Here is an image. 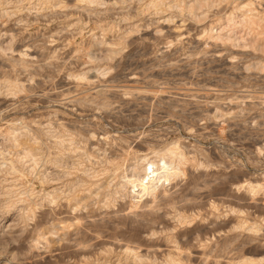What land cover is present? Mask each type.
Instances as JSON below:
<instances>
[{
  "label": "rangeland",
  "instance_id": "rangeland-1",
  "mask_svg": "<svg viewBox=\"0 0 264 264\" xmlns=\"http://www.w3.org/2000/svg\"><path fill=\"white\" fill-rule=\"evenodd\" d=\"M91 1L0 0V264H264V0Z\"/></svg>",
  "mask_w": 264,
  "mask_h": 264
},
{
  "label": "bare ground",
  "instance_id": "bare-ground-1",
  "mask_svg": "<svg viewBox=\"0 0 264 264\" xmlns=\"http://www.w3.org/2000/svg\"><path fill=\"white\" fill-rule=\"evenodd\" d=\"M80 2H85V3H87L88 4V2H92L91 0H79ZM176 1V0H175ZM195 1V0H194ZM154 2V1H153ZM156 2V1H155ZM179 2H180V0H179ZM196 2V1H195ZM194 2V3H195ZM210 2H212L211 0H200V1H198L197 0V2L193 5H189V4H187L188 6H184V5H182V3L180 4V5H182V10H186V11H188V12H190V14H192V15H194V12H195V10L199 7V9H200V7L201 6H203V5H205V6H208V5H210L211 3ZM215 2V1H214ZM155 5V7L156 6H158V4L159 3H154ZM184 4V3H183ZM86 5V4H85ZM153 5V4H152ZM248 5L249 4H247V5H242L241 7H240V9H245L246 7H248ZM238 6V5H237ZM154 7V8H155ZM237 8V7H236ZM166 9V8H165ZM182 10H180V11H182ZM198 10V9H197ZM245 11V10H244ZM247 11V10H246ZM197 13V12H196ZM249 14V13H248ZM197 16V15H196ZM193 17V16H192ZM195 17V16H194ZM231 17V16H230ZM229 17V18H230ZM198 18V17H197ZM227 20V19H226ZM231 20V18L229 19V21ZM169 21V20H168ZM262 22V24L264 25V16H262V15H258V14H253V15H251V16H244V22L245 23H247V24H252V23H256V22ZM235 22V21H234ZM164 23H166V22H164ZM168 23V22H167ZM258 24V23H257ZM163 25L164 24H161V27H163ZM256 29V28H255ZM264 31V30H263ZM176 33H177V35H179V31H176ZM256 34V33H255ZM260 34V33H259ZM211 35V34H210ZM213 36V35H212ZM219 36V35H218ZM221 36V35H220ZM220 36H219V38H220ZM214 38H215V36H214ZM211 39H212V37H211ZM216 39V38H215ZM225 40H227V39H225ZM230 40V39H229ZM228 40V41H229ZM199 41V40H198ZM255 41V40H254ZM223 42V41H222ZM215 43V42H214ZM227 45V44H226ZM253 45H254V43H253ZM255 45H257V43H255ZM2 49V48H1ZM5 49V48H4ZM264 50V49H263ZM117 50H113V49H111L110 50V52H111V54L109 55V56H112L113 55V53H115ZM30 53H25V55H29ZM14 60V59H13ZM14 62H17L18 64H20V65H23V63L25 62V60H23L21 57H19V58H17V59H15L14 60ZM84 76V75H83ZM82 75L79 77V78H84ZM133 79V78H132ZM131 82V81H130ZM17 87H18V85H17ZM25 131H26V129H25ZM24 135V134H23ZM13 138L15 139L16 137L15 136H13ZM57 144L58 145H60V141H58L57 142ZM62 144V143H61ZM178 149V148H177ZM167 154H172V155H174V156H176V155H178V160L179 159H181V157H179V152H177L176 151V146H170V147H167L166 148V151H165ZM27 153V152H26ZM25 153V154H26ZM19 155V154H18ZM182 156V155H181ZM184 157V156H183ZM22 158V157H21ZM14 159V158H13ZM183 159V158H182ZM145 160V159H144ZM55 163V162H54ZM179 164V163H178ZM59 165V164H58ZM148 167L150 168V171H146V175L147 174H149L148 176L149 177H146V178H144V177H142V176H140V175H137L136 174V176L137 177H135L134 179L135 180H133L132 182H133V185L134 186H138V188H141V191H142V189H143V192H148L150 189H153L154 187H155V184H154V179H153V176H154V174H155V172H156V168H155V163H154V161H151V163H149L148 164ZM29 169V168H28ZM134 170H135V166H134V168H133ZM133 170V171H134ZM178 171H179V168L177 167V168H175V167H171V168H169V169H167L166 170V173H165V175H167L169 178H170V176H176L177 174H178ZM1 172V171H0ZM1 174V173H0ZM57 176V175H56ZM12 182V181H11ZM129 183H130V180H126V182H123V184L122 185H129ZM262 184V183H261ZM121 185V186H122ZM256 186V185H255ZM255 186H253V185H249L248 186V188L249 189H254V188H256ZM137 188V189H138ZM247 189V188H246ZM139 192V191H138ZM73 194V193H72ZM9 195V194H8ZM251 227V229H256V227L257 226H250ZM246 229H248L247 227H246ZM176 249V248H175ZM133 250H131V251H129L130 253L132 252ZM129 253V254H130ZM134 256H135V258H139V254H137L136 252L134 253ZM170 260L171 261H174V262H177L176 264H179V261L178 260H176V259H173V258H170ZM257 260V259H256ZM237 261V260H236ZM253 263V260L252 259H249V258H243L242 260H240V261H237V262H235V263H229V264H252ZM254 264V263H253Z\"/></svg>",
  "mask_w": 264,
  "mask_h": 264
}]
</instances>
